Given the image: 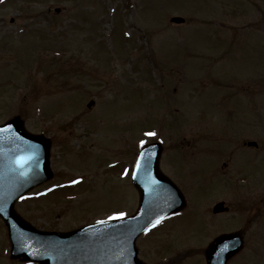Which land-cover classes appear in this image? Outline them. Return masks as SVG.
<instances>
[{
    "label": "rangeland",
    "instance_id": "374dc122",
    "mask_svg": "<svg viewBox=\"0 0 264 264\" xmlns=\"http://www.w3.org/2000/svg\"><path fill=\"white\" fill-rule=\"evenodd\" d=\"M128 1L0 0V123L19 115L51 139L53 179L16 205L39 229L133 213L138 195L130 177L141 140L163 143L162 171L189 196L217 159L208 150L184 160L183 150L233 151L230 138L248 130L264 146L255 133L264 129V0ZM172 16L185 21L171 23ZM235 83L250 88V97L228 87ZM174 142L179 148L170 152ZM261 149L249 163L241 152L232 155L241 171L255 172L258 190L248 203L264 194ZM169 159L179 163L175 172ZM209 200L139 236V257L205 264L201 249L210 239L244 225L239 207L213 218L204 210ZM254 210L245 246L228 264H264V206ZM9 246L0 219V264H36L13 260Z\"/></svg>",
    "mask_w": 264,
    "mask_h": 264
},
{
    "label": "water",
    "instance_id": "95a60500",
    "mask_svg": "<svg viewBox=\"0 0 264 264\" xmlns=\"http://www.w3.org/2000/svg\"><path fill=\"white\" fill-rule=\"evenodd\" d=\"M183 20L171 18L176 23ZM161 150V143L153 142L139 151L138 158L142 151L151 155L133 169L132 183L139 195L135 214L68 232L44 231L23 220L14 206L18 197L51 178L50 141L44 135L30 133L18 116L1 124L0 216L7 226L12 256L42 264H144L137 257V236L184 205L177 187L159 169ZM242 245L241 232L221 234L205 249L207 264H226Z\"/></svg>",
    "mask_w": 264,
    "mask_h": 264
},
{
    "label": "flooded vegetation",
    "instance_id": "af4514ba",
    "mask_svg": "<svg viewBox=\"0 0 264 264\" xmlns=\"http://www.w3.org/2000/svg\"><path fill=\"white\" fill-rule=\"evenodd\" d=\"M249 84L250 83L248 82V86L250 87L251 85ZM228 87H234V90H238L246 93L247 97H250L249 93L253 92L247 86L240 87L236 83L233 85H229ZM249 121L248 118H246L244 123H246L247 126L252 127ZM260 121L263 123L264 119L263 118L261 119L259 117V122ZM255 133H258L259 135L262 134L264 136L263 126H260L258 131H256ZM250 134H251V130L234 134V136L230 138L232 148H234L233 151H230L228 149L219 151L215 149L205 148L204 146L196 149L198 151V154L201 156H203V154H206L208 150H210L211 152L209 153V155L217 159V162L219 163V167L221 168V169H217L216 166L217 162L216 164L215 162H213L206 173L207 177L205 175V177L201 180L202 184H197L196 186L197 191H195L197 192L196 193L197 197L202 195L203 197H205V199L206 198L210 199L209 204L204 208V210L205 212H211L215 218H219L223 214L227 213V212H220V213L212 212L213 206L216 203H218L220 200L227 201L230 208L231 207L233 208V206L239 207L238 209L248 213L249 214L247 218L248 223H251L254 217L253 216L255 211L254 209L259 208L260 200L258 201L254 198H251V201L249 203L246 202V197L248 196V194L251 195L254 192L257 193L258 190L257 178H255V174L251 175L247 173V171L244 172L241 171L239 169V158L235 159L232 157L235 151L238 153L241 152L242 158L245 159L247 163H249V161L254 159L253 156L254 151L258 152L259 148H262L261 149L262 151L264 150V146H261L260 142H258L260 139H256L257 144L255 146H251L248 143L249 141L253 140V136H251ZM187 144L190 145V142H187ZM185 150L190 151V149H185ZM222 155H224L226 159L224 157H221ZM190 156H191L190 154H186V153L183 154L184 160L190 158ZM168 161L170 167L175 172L179 163H177V161L172 162L170 159ZM232 174H236V175H232ZM207 192H211V194ZM236 192L242 194L241 199L240 200L238 199V203H231L230 201H228L227 198L230 196L231 193H236ZM245 228H249V226L245 225Z\"/></svg>",
    "mask_w": 264,
    "mask_h": 264
},
{
    "label": "snow or ice",
    "instance_id": "6c2138e0",
    "mask_svg": "<svg viewBox=\"0 0 264 264\" xmlns=\"http://www.w3.org/2000/svg\"><path fill=\"white\" fill-rule=\"evenodd\" d=\"M4 130H7V129H4ZM146 135H148V136H155L156 135V133H154V132H148V133H146ZM146 142L145 141H143V140H141L140 141V144H141V146H143L144 144H145ZM150 153H146V152H141V155H140V158H138L137 159V162H136V166H137V168H139L140 166H141V161H142V159L145 157V156H149L150 157ZM134 175H135V173H134ZM75 182V181H74ZM125 215V213H122V212H120V213H116V214H114V217L113 218H120V217H123ZM160 222V219H157V221H156V223H159Z\"/></svg>",
    "mask_w": 264,
    "mask_h": 264
}]
</instances>
